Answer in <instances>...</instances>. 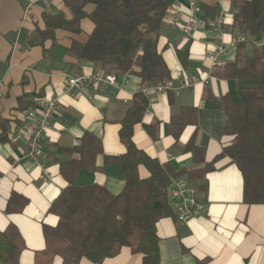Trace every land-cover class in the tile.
<instances>
[{
  "label": "crops",
  "instance_id": "1",
  "mask_svg": "<svg viewBox=\"0 0 264 264\" xmlns=\"http://www.w3.org/2000/svg\"><path fill=\"white\" fill-rule=\"evenodd\" d=\"M64 1L48 0L46 5L43 0H0V232L10 225L18 231L19 264H60L58 256L44 254L42 226L57 225V216L48 210L66 187L60 164L80 158L73 149L85 134L100 142L101 153L95 158L98 169H80L76 183L101 186L113 195L122 190L121 167L106 164L104 157L125 153L120 123L139 92L148 106L133 128L132 142L173 175L184 172L182 176L196 185L197 200L206 206L203 215L186 223L173 216L156 223L159 264H264V204L246 203L241 172L228 158L216 159L232 139L225 132L226 108L239 102L238 89L250 88L253 82L220 78L221 67L210 69L207 59L217 43L213 24L220 9L227 16L223 39H246L241 56L264 44V32L250 37L232 32L230 18L235 11L229 0H175L183 19L191 5L196 6L198 25L185 38L171 24L172 14L168 15L157 48L169 70V81L178 84L193 78L192 87L177 95L155 90L142 93L155 85H142L138 77L127 73L116 76L114 85L73 88L65 95L68 76L94 70L90 63L76 61L67 53L73 42L87 40L93 29L88 19L80 21L77 34L57 29L53 38L42 40L39 35L45 30V14L71 20L72 12ZM234 57L235 48H230L223 61L227 64ZM36 96L58 98L41 142L44 160L26 158L21 142H9L22 110L31 107ZM138 174L141 178L148 175L142 166ZM12 195L26 201L19 211L20 201L10 204ZM167 201L173 211L168 195ZM141 258L122 248L100 264H141ZM80 264L92 263L83 260Z\"/></svg>",
  "mask_w": 264,
  "mask_h": 264
},
{
  "label": "trees",
  "instance_id": "2",
  "mask_svg": "<svg viewBox=\"0 0 264 264\" xmlns=\"http://www.w3.org/2000/svg\"><path fill=\"white\" fill-rule=\"evenodd\" d=\"M229 1L235 11L230 18L232 32L248 37L264 32V0ZM174 2L65 0L72 12L71 20L45 14V30L39 35L42 40L53 38L57 29L77 34L80 21L88 19L93 29L84 43L71 44L67 50L70 56L90 63L94 72L116 76L130 73L138 77L142 85H157L171 80L157 47L161 25L168 15H173ZM88 6L90 11L86 10ZM200 8L207 10L204 5ZM245 47L246 43L238 44L233 61L218 72L220 78L250 80L253 86L238 89L239 102L226 108L225 132L232 139L216 159L228 158L241 172L246 203L264 204V44L250 48L241 56ZM147 106L146 98L140 92L135 94L120 123L119 138L125 153L104 157L106 164L115 163L122 169L124 186L118 194H110L101 186L76 183L80 169H98L95 158L101 153V145L89 134L73 149L80 158L60 164L66 187L48 210L57 216V225L42 226L46 256H58L60 264H80L83 260L100 264L127 248L132 254L141 255V264H159L155 226L160 219L173 216L167 201V187L171 179L185 178L182 176L185 173L173 175L170 169L160 166L132 142L133 128L141 121ZM140 166L148 174L145 178L138 174ZM18 201L17 211L26 201L11 196L10 204ZM20 249L19 234L14 226L0 232L2 264H19Z\"/></svg>",
  "mask_w": 264,
  "mask_h": 264
},
{
  "label": "built area",
  "instance_id": "3",
  "mask_svg": "<svg viewBox=\"0 0 264 264\" xmlns=\"http://www.w3.org/2000/svg\"><path fill=\"white\" fill-rule=\"evenodd\" d=\"M47 5L48 0H43ZM198 9L195 5L189 8L188 17L183 19L176 2L172 5L173 15L171 24L176 27L181 35L190 38L198 25L194 12ZM226 12L219 10L216 16L213 28L215 31L216 45L208 52L207 59L210 63L209 67L220 68L225 65L223 56L230 48H236L240 43H245L244 37L231 38L226 42L223 37V26L226 24ZM260 45H255L259 48ZM196 80L183 79L178 84L172 81H165L155 86H147L142 93L148 90H155L157 93L174 95L180 91L188 89L195 84ZM116 84V75L97 71L91 74L74 73L66 78L63 87V94L70 95L73 88L83 89L89 86H108ZM58 107V98H47L44 96H36L29 108L22 110L20 122L13 128L9 142L16 144L21 142L25 146V157L31 160L46 158L42 151L41 142L45 133L50 127L51 120L56 113ZM197 188L194 182L186 178L171 179L167 187V195L169 196L173 208V217L181 224L186 223L190 219L199 217L206 212V206L199 202L196 197Z\"/></svg>",
  "mask_w": 264,
  "mask_h": 264
}]
</instances>
